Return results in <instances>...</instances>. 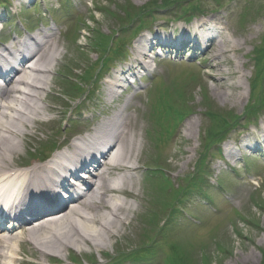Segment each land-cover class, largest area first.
Here are the masks:
<instances>
[{"label":"rangeland","instance_id":"1","mask_svg":"<svg viewBox=\"0 0 264 264\" xmlns=\"http://www.w3.org/2000/svg\"><path fill=\"white\" fill-rule=\"evenodd\" d=\"M181 14L190 23L218 20L228 39L239 41L243 103L233 106L213 94L203 52L187 49L176 61L164 62L157 56L161 48L156 49L155 41L150 51L146 49L148 57L140 60L148 71L136 64L134 78L128 79L132 84L123 85L110 98L107 82L133 64L135 48L139 50L155 34H178L176 29L183 25L175 21ZM0 23V41L6 45L14 36H36L38 31L42 36L43 27L51 29L59 43L60 59L46 92V107L55 109L47 117L59 121L49 123L46 133H36L40 142L53 140L61 127L73 139L88 131L92 118L99 122L104 114L123 109L132 123L136 121L142 146L136 164L138 200L128 201L133 212L121 237L107 240L104 250L80 245L56 254L49 245L44 256L23 240L14 244L6 264H72V259L78 264H90L92 259L93 264H105L141 242L149 244L151 253L144 254L140 264H264V150L242 144L264 123V113L251 125L242 119L236 131L226 129L244 112L253 114L248 106L256 94L254 83L264 85V0H0ZM88 82L86 98L82 87ZM168 105L173 112L189 114L176 127L175 136L162 142L158 133L166 137L169 119L161 114L159 128L152 117L164 111L170 114ZM61 134L54 142L62 141ZM213 142L220 143V149ZM227 149L234 155L229 156ZM30 150H37V155V147ZM156 165L154 170L166 181L150 171ZM149 217L153 226L146 224Z\"/></svg>","mask_w":264,"mask_h":264},{"label":"bare ground","instance_id":"2","mask_svg":"<svg viewBox=\"0 0 264 264\" xmlns=\"http://www.w3.org/2000/svg\"><path fill=\"white\" fill-rule=\"evenodd\" d=\"M220 25L215 19H201L192 24L193 31L182 29L175 36L167 37L155 34L152 39L161 43L162 39L171 40L174 37L173 42L168 45V50L174 49L177 53L187 49L203 52V57L207 58L206 69H209L206 79L213 82V94L221 102L235 106L242 104L244 100L241 92L244 74L240 70L243 65L240 66L237 56L242 48L239 41L228 39ZM146 41V45L140 46L139 50L137 48L133 64L120 70L107 83L110 98L116 94L114 91L120 90L127 83L126 76L130 79L134 78L136 64L141 69L144 68L140 60L147 56L146 49L150 51L153 48L147 39ZM24 42L26 40L17 44L21 45ZM38 42H35L39 46L36 47L34 55L36 62L33 69L19 72L16 75L18 82L7 81L0 87V201L2 202L6 196L10 197L26 189L28 182L24 183L25 178L28 171L34 168L28 171H16L22 163V152L35 139V132H43L42 127L52 121L47 115L55 110L46 107L48 99L46 92L51 74L54 73L60 59L59 43L49 35L43 36ZM28 47L25 44L22 49ZM4 52L9 54L7 49ZM1 76L3 80L6 77L3 74ZM31 76L34 79H30ZM125 106L124 109L128 104ZM130 120L121 109L113 119L101 121L97 125L93 122L89 132L73 141L70 147L52 162V165L56 164L62 168L63 176L59 179V184L47 188V192L42 188L31 187L12 203L8 210L13 215H2L0 220L13 219L23 226L25 232L16 230L18 232L15 233L20 235L13 237L14 231L0 230V264H6V257L13 254V245L24 239L44 256L50 250L49 245L55 248L56 254L69 246L80 245L104 250L107 240L121 237L120 232L129 219V214L133 212V207L128 201L138 200L135 187L139 181L135 175L139 171L136 164L139 163L142 150L141 143L138 142L136 121L132 123ZM100 130L104 139L100 142L102 149L108 143L111 145V150L105 157L108 163L100 166L93 178L89 177L85 182L76 181L75 187L69 185L68 177L71 173L78 174L81 169L74 166L82 157L80 153L82 146L95 141ZM253 132L255 133L248 134L243 139L242 144L246 149L262 152L264 123ZM104 133H109L107 138L104 137ZM226 151L229 156L234 155L233 150ZM96 153V146H93L94 157ZM115 174L122 178L121 185L117 187L110 180ZM80 188L84 192L77 197L76 192ZM57 193L61 194L57 195ZM67 198L72 199L68 209L66 205L60 212H53L36 219L30 225H25L29 217H37L41 213L57 209ZM19 206L26 211L25 217L17 214ZM33 225L39 226L30 229Z\"/></svg>","mask_w":264,"mask_h":264},{"label":"trees","instance_id":"3","mask_svg":"<svg viewBox=\"0 0 264 264\" xmlns=\"http://www.w3.org/2000/svg\"><path fill=\"white\" fill-rule=\"evenodd\" d=\"M218 122H219V121H218ZM220 125L222 126V123H220ZM227 127H228V126H227ZM227 127H226V129H228Z\"/></svg>","mask_w":264,"mask_h":264}]
</instances>
